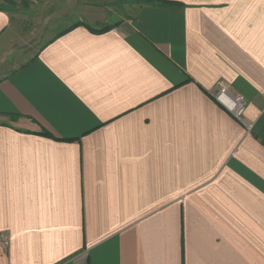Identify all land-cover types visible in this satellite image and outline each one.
Instances as JSON below:
<instances>
[{"label": "crops", "instance_id": "crops-1", "mask_svg": "<svg viewBox=\"0 0 264 264\" xmlns=\"http://www.w3.org/2000/svg\"><path fill=\"white\" fill-rule=\"evenodd\" d=\"M46 4L0 2V264H264V0Z\"/></svg>", "mask_w": 264, "mask_h": 264}, {"label": "built area", "instance_id": "built-area-1", "mask_svg": "<svg viewBox=\"0 0 264 264\" xmlns=\"http://www.w3.org/2000/svg\"><path fill=\"white\" fill-rule=\"evenodd\" d=\"M217 93L216 99L229 110L236 118L240 119L245 110V99L240 94L232 93L225 81L219 79L216 81Z\"/></svg>", "mask_w": 264, "mask_h": 264}, {"label": "rangeland", "instance_id": "rangeland-1", "mask_svg": "<svg viewBox=\"0 0 264 264\" xmlns=\"http://www.w3.org/2000/svg\"><path fill=\"white\" fill-rule=\"evenodd\" d=\"M0 2L2 4L8 5L10 7L12 6V7L16 8L17 10H20V11H23V12H26L29 9H33L34 12L40 11L38 13L39 15L37 17H38V19L44 18V20H43V27L41 28V33L44 34V28H45V23H46V21H45L46 20V16H43L42 15L41 9L42 8H45L46 7L45 5L48 4V3L46 4V0H0ZM23 14H22V16H24ZM47 19H49V18H47ZM103 26H106V25H96L95 27L101 28ZM39 29H40V27H39Z\"/></svg>", "mask_w": 264, "mask_h": 264}, {"label": "trees", "instance_id": "trees-1", "mask_svg": "<svg viewBox=\"0 0 264 264\" xmlns=\"http://www.w3.org/2000/svg\"><path fill=\"white\" fill-rule=\"evenodd\" d=\"M109 28V26H103V27H101V28H97V30L98 31H104V30H106V29H108Z\"/></svg>", "mask_w": 264, "mask_h": 264}]
</instances>
